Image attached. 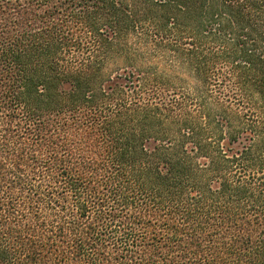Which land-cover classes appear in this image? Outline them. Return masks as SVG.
Returning a JSON list of instances; mask_svg holds the SVG:
<instances>
[{"label": "trees", "instance_id": "trees-1", "mask_svg": "<svg viewBox=\"0 0 264 264\" xmlns=\"http://www.w3.org/2000/svg\"><path fill=\"white\" fill-rule=\"evenodd\" d=\"M0 264H264V0H0Z\"/></svg>", "mask_w": 264, "mask_h": 264}]
</instances>
